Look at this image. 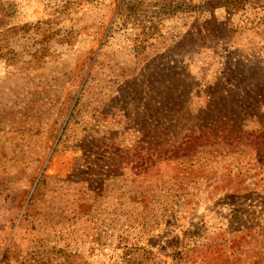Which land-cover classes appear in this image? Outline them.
<instances>
[{"label":"rangeland","instance_id":"obj_1","mask_svg":"<svg viewBox=\"0 0 264 264\" xmlns=\"http://www.w3.org/2000/svg\"><path fill=\"white\" fill-rule=\"evenodd\" d=\"M0 264H264V0H0Z\"/></svg>","mask_w":264,"mask_h":264},{"label":"trees","instance_id":"obj_2","mask_svg":"<svg viewBox=\"0 0 264 264\" xmlns=\"http://www.w3.org/2000/svg\"><path fill=\"white\" fill-rule=\"evenodd\" d=\"M249 0H225L227 6H231V8H238L239 6L245 4ZM229 4V5H228ZM166 112V111H165ZM168 116V113L167 115Z\"/></svg>","mask_w":264,"mask_h":264}]
</instances>
